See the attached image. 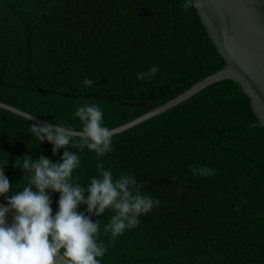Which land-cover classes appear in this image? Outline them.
Here are the masks:
<instances>
[{
    "label": "trees",
    "instance_id": "16d2710c",
    "mask_svg": "<svg viewBox=\"0 0 264 264\" xmlns=\"http://www.w3.org/2000/svg\"><path fill=\"white\" fill-rule=\"evenodd\" d=\"M184 3L0 0V103L76 130V108L96 104L111 130L148 111L129 104L156 108L172 100L224 66L195 7ZM153 65V78L137 79ZM257 122L240 86L223 80L113 135V150L102 157L70 143L80 156L71 182L86 188L103 162L114 178L132 174L142 194L160 201L114 240L103 231L114 212L91 216L107 249L101 264H264V129L251 127ZM32 124L0 108L6 206L32 175L12 166L17 158L58 163L65 151L53 155ZM196 166L216 173L194 175ZM48 194L54 216L60 194ZM77 211L90 215L83 204Z\"/></svg>",
    "mask_w": 264,
    "mask_h": 264
},
{
    "label": "clouds",
    "instance_id": "9594fccd",
    "mask_svg": "<svg viewBox=\"0 0 264 264\" xmlns=\"http://www.w3.org/2000/svg\"><path fill=\"white\" fill-rule=\"evenodd\" d=\"M193 0H185V10L194 7ZM153 65L147 72L137 73V79L153 78L158 72ZM85 86L93 81L85 78ZM82 127L79 130L60 124H32L30 131L39 142L47 140L53 145V155L65 149L61 161L53 163L44 156L32 159L25 155L17 158L12 165L32 175L29 185L15 192L7 199V207L0 209V264H56L60 257L64 264H101L107 249L98 243L99 220L93 222L91 216L100 217L106 210L114 214L103 231L114 240L126 229L139 225V217L149 213L160 204L159 199L141 193L142 185L132 174L113 177L112 170L105 169L98 162L99 175L93 177L85 188L73 183V170L79 167L80 156L68 150V146L83 149L87 147L102 157L113 150L112 132L103 125V112L96 104H83L75 110ZM194 175L212 176L216 170L207 166L193 167ZM8 178L0 168V196L10 190ZM49 191L59 193L58 211L53 216ZM87 193V196L85 195ZM86 206L78 212L79 205ZM14 211V224L5 226V216Z\"/></svg>",
    "mask_w": 264,
    "mask_h": 264
},
{
    "label": "water",
    "instance_id": "95a60500",
    "mask_svg": "<svg viewBox=\"0 0 264 264\" xmlns=\"http://www.w3.org/2000/svg\"><path fill=\"white\" fill-rule=\"evenodd\" d=\"M193 3L208 37L224 61L223 68L156 108L146 104H129L142 105L148 111L111 129L113 135L162 114L204 88L223 80L233 81L240 86L258 120L251 127L264 129V0H193ZM0 108L36 124L53 125L3 103H0ZM5 207L7 206L0 201V209ZM14 216L13 211L6 213L5 226L14 224ZM61 256L59 253L56 264H64Z\"/></svg>",
    "mask_w": 264,
    "mask_h": 264
}]
</instances>
